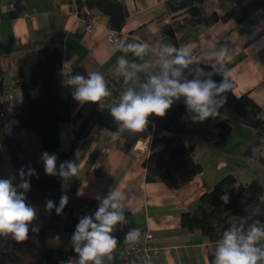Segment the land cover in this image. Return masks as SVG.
<instances>
[{
	"label": "crops",
	"instance_id": "crops-1",
	"mask_svg": "<svg viewBox=\"0 0 264 264\" xmlns=\"http://www.w3.org/2000/svg\"><path fill=\"white\" fill-rule=\"evenodd\" d=\"M122 1L128 16L120 32L125 35L121 43L147 42L154 45L161 42L174 45L172 37L164 34L162 29L182 16L166 14L167 0ZM204 6L207 12H214L221 18L235 6V0H207ZM74 8L70 0H0L2 93L11 86L12 78L21 70L29 73L41 48H56L62 54V81L66 80L70 71L85 77L88 72H100L109 89L119 97L125 85L123 77L117 72L118 58L126 55L127 59L138 64L156 59L151 51L141 59L120 51V43H110L105 35L108 30L107 17L97 10L88 12L94 28L91 32H85L82 30L84 21L71 14ZM180 43L181 48L193 54L194 60L208 66L215 63V52L224 48L228 56L219 66L218 74L222 76L226 72L233 85V93L236 96L247 94L262 108L264 115L262 11L241 23L219 19L209 25L187 29ZM156 70L148 68L141 72V81L146 73ZM11 93V105L19 106L22 102L21 89L12 88ZM219 112L220 117L204 122H193V114L187 111L186 105L171 107L165 114V119L173 118L185 126L180 135L181 141L187 146L193 145L194 159L201 165V172L179 189H170L161 182H147L145 179L143 161L151 153L152 139L154 135L168 133L158 124L153 122L152 134L137 141L128 152L122 149L120 136L114 139L113 133L96 126L67 158L62 155L69 153L72 124L66 122L59 125L60 147L48 153L57 155V169L64 161L79 165L77 175L61 178L64 187L72 194L74 210L81 211L85 200L103 198L112 189L122 193L121 202L128 223L116 226L113 235L118 238V244L111 254L112 259L105 257L104 264H124L118 258V251L127 243L124 239L126 232L133 228L141 232V237L146 232L151 233L160 248L159 254L150 263L140 264H213L216 242L197 231L184 228L181 214L196 208L201 195L211 190L227 174H233L240 182L258 178L264 184L259 176L264 172V166L257 159L244 155L256 139L255 132L234 120L232 111L225 105L219 108ZM220 120L229 121V132L216 140L205 137V128ZM5 130L30 150L37 149L39 137L19 127L15 119L7 122ZM234 136L244 141L239 148L229 147V141H226L228 138L233 140ZM221 140L222 144L216 145ZM160 148L161 145H158L156 149ZM208 159H213V162H208ZM48 245L63 249L68 247V243L65 247L58 240L49 241ZM72 257L77 258V255Z\"/></svg>",
	"mask_w": 264,
	"mask_h": 264
},
{
	"label": "trees",
	"instance_id": "trees-1",
	"mask_svg": "<svg viewBox=\"0 0 264 264\" xmlns=\"http://www.w3.org/2000/svg\"><path fill=\"white\" fill-rule=\"evenodd\" d=\"M79 14L97 10L107 17V28L121 32L128 16L122 0H70ZM207 0H167L166 14L173 17L184 16V23L174 21L163 26L162 32L170 35L174 46L181 48V37L187 29L200 25H209L217 20H233L241 23L259 11L263 12L264 0H235V6L219 18L214 12H207L204 3ZM206 71L211 67L198 63ZM195 67V66H193ZM188 70H185V74ZM69 72L62 81V54L56 48H41L37 51V59L29 73L22 70L12 78L11 88L18 87L22 91V102L19 106L11 105L7 99L8 91L0 96V178L15 177L19 183V170L28 167L35 169L31 176L30 190L25 193L26 202L37 210V219L32 226L39 225L38 232H32L26 241L18 243L9 237H0V264H61L69 257L77 255L73 251L71 237L79 219L85 215H94L99 200L87 199L79 212L74 210L72 194L68 191L57 174H45L42 153L55 152L60 147L59 125L70 122L72 133L67 158L77 148L80 141L88 136L94 127H100L113 133L117 124L110 114L111 106L104 103L103 109L98 104L81 105L72 95L73 89L68 86ZM191 78V77H189ZM219 82L223 77L218 73L212 77ZM224 95V104L233 113V119L255 132L256 139L245 150L244 155L257 159L264 166V115L247 94L236 96L232 88ZM10 119H15L19 127L39 137L35 151L30 150L22 142L10 136L5 126ZM156 123L167 134L154 135L151 142V153L143 161L147 182H161L170 189H179L201 172V165L194 159L193 145H185L180 135L185 126L173 118L165 119L152 115L145 131L129 134L123 132L122 149L126 152L139 140L146 139L153 132L152 124ZM230 130L228 120H220L204 130V136L210 140L224 137ZM161 145L160 149H156ZM59 172V169H57ZM227 192L230 201L224 205L220 196ZM62 194L68 196V204L60 215L55 208L47 210L48 200L59 206ZM264 195V184L258 178L248 182H240L233 174L220 178L211 190L201 195L198 206L181 214V225L191 232H199L212 242H217L222 231L232 223L241 220L251 223L255 219L264 223V203L260 197ZM259 205L261 214L254 213ZM66 241V249L51 247L49 241Z\"/></svg>",
	"mask_w": 264,
	"mask_h": 264
},
{
	"label": "clouds",
	"instance_id": "clouds-1",
	"mask_svg": "<svg viewBox=\"0 0 264 264\" xmlns=\"http://www.w3.org/2000/svg\"><path fill=\"white\" fill-rule=\"evenodd\" d=\"M118 49L141 59L151 51L156 59L138 64L127 59L126 55L118 58L117 72L123 77L125 88L119 101L110 108V114L117 124L114 139L123 132L132 134L145 131L150 116L164 117L174 102L181 98L187 111L193 114V122L220 117L219 108L227 102L224 94L233 87L226 72L219 82L212 78L228 56L224 48L215 52L211 71L200 67L189 50L172 44L120 43ZM148 68L157 70L146 73L141 81L139 74ZM185 70H188L187 74ZM67 84L73 89V98L81 105L93 103L103 109V101L112 95L100 72H88L86 77L77 73L69 77ZM42 161L45 174L49 176L58 174L67 179L79 171L78 164L64 161L57 172L56 154L44 152ZM35 174V169L28 167L27 171L24 168L19 170V183H14L15 177L0 178V237L10 236L20 243L28 239L30 226L32 232L39 231V225L32 226L37 219V210L26 202L25 196L30 190L29 178ZM121 197L122 193L115 189L103 198L97 197L99 206L94 215L80 218L71 237L77 258L69 257L61 264H104L105 257L112 259L111 254L118 244L113 232L118 224L128 223ZM259 199L264 203V195ZM220 200L227 205L230 195L225 192ZM67 204L68 196L62 194L59 206L48 200L45 207L49 211L55 208L56 214L60 215ZM254 213L261 214L259 205L254 208ZM245 224L241 220L222 231L216 242L213 264H264V223L255 219L247 226ZM140 237L141 232L133 228L126 232L124 239L134 244Z\"/></svg>",
	"mask_w": 264,
	"mask_h": 264
},
{
	"label": "built area",
	"instance_id": "built-area-1",
	"mask_svg": "<svg viewBox=\"0 0 264 264\" xmlns=\"http://www.w3.org/2000/svg\"><path fill=\"white\" fill-rule=\"evenodd\" d=\"M71 14L73 16L80 17L84 21L82 30H84L85 32H91L93 30L94 23L92 21V18L89 16L88 12L79 14L76 8H74ZM178 21L180 24H183L184 16L179 17ZM105 35L107 40L113 44H119L123 42L125 37L124 34L109 29L106 31ZM191 56H193L192 53ZM6 89L8 91L7 99L11 101L13 99V95L11 93L12 88L9 86ZM110 91L112 95L106 98L103 101V103L108 104L112 107L119 101V96L114 91L112 90ZM182 105H185L183 98H181L179 101L174 102L172 107L175 108V107H180ZM159 252H160V248L156 245L153 235L149 232H146L142 237H140L138 242L134 244L126 243L125 245H123L118 251V258L124 264H140L143 262L150 263L151 260L159 254Z\"/></svg>",
	"mask_w": 264,
	"mask_h": 264
},
{
	"label": "rangeland",
	"instance_id": "rangeland-1",
	"mask_svg": "<svg viewBox=\"0 0 264 264\" xmlns=\"http://www.w3.org/2000/svg\"><path fill=\"white\" fill-rule=\"evenodd\" d=\"M233 140H231V138H228L226 141H229L228 143H229V147H234V148H239L238 146H239V144L241 143V144H243V142L244 141H242V140H239V139H237V137H233L232 138ZM239 142V143H238ZM220 144H222V140L221 141H218L217 142V144L216 145H220ZM218 147V146H217ZM216 147V148H217ZM219 148V150L220 151H224L222 148H220V147H218ZM204 155V154H203ZM229 160H232V158L231 157H229L228 158ZM226 161H227V159H225ZM237 161H240V159L239 160H237ZM208 162H213V159H208ZM263 180H264V172H261L260 173V175H259ZM247 180H250V179H247ZM62 244H64L65 245V247L67 246V242L66 241H62Z\"/></svg>",
	"mask_w": 264,
	"mask_h": 264
},
{
	"label": "water",
	"instance_id": "water-1",
	"mask_svg": "<svg viewBox=\"0 0 264 264\" xmlns=\"http://www.w3.org/2000/svg\"><path fill=\"white\" fill-rule=\"evenodd\" d=\"M3 83H4V77L2 76V70L0 67V93H2Z\"/></svg>",
	"mask_w": 264,
	"mask_h": 264
}]
</instances>
